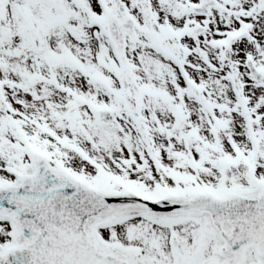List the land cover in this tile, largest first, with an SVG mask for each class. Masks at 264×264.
<instances>
[{
    "label": "snow or ice",
    "instance_id": "1",
    "mask_svg": "<svg viewBox=\"0 0 264 264\" xmlns=\"http://www.w3.org/2000/svg\"><path fill=\"white\" fill-rule=\"evenodd\" d=\"M0 264H264V0H0Z\"/></svg>",
    "mask_w": 264,
    "mask_h": 264
}]
</instances>
